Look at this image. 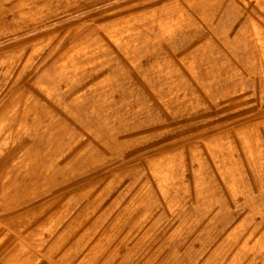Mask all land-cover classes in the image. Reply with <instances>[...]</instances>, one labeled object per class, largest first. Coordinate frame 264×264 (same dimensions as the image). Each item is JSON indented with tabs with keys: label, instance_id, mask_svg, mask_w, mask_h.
<instances>
[{
	"label": "rangeland",
	"instance_id": "1",
	"mask_svg": "<svg viewBox=\"0 0 264 264\" xmlns=\"http://www.w3.org/2000/svg\"><path fill=\"white\" fill-rule=\"evenodd\" d=\"M0 264H264V0H0Z\"/></svg>",
	"mask_w": 264,
	"mask_h": 264
}]
</instances>
